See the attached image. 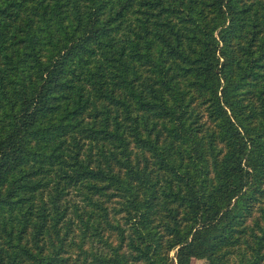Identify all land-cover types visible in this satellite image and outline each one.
Returning <instances> with one entry per match:
<instances>
[{"label":"trees","instance_id":"16d2710c","mask_svg":"<svg viewBox=\"0 0 264 264\" xmlns=\"http://www.w3.org/2000/svg\"><path fill=\"white\" fill-rule=\"evenodd\" d=\"M193 258L264 264V0H0V264Z\"/></svg>","mask_w":264,"mask_h":264},{"label":"rangeland","instance_id":"374dc122","mask_svg":"<svg viewBox=\"0 0 264 264\" xmlns=\"http://www.w3.org/2000/svg\"><path fill=\"white\" fill-rule=\"evenodd\" d=\"M173 255V252L171 253ZM191 264H206L204 259L193 258Z\"/></svg>","mask_w":264,"mask_h":264}]
</instances>
